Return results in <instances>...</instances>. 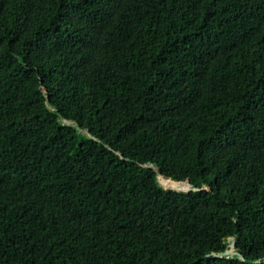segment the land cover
I'll return each mask as SVG.
<instances>
[{"label":"trees","instance_id":"trees-1","mask_svg":"<svg viewBox=\"0 0 264 264\" xmlns=\"http://www.w3.org/2000/svg\"><path fill=\"white\" fill-rule=\"evenodd\" d=\"M0 264H264V0H0Z\"/></svg>","mask_w":264,"mask_h":264},{"label":"water","instance_id":"water-1","mask_svg":"<svg viewBox=\"0 0 264 264\" xmlns=\"http://www.w3.org/2000/svg\"><path fill=\"white\" fill-rule=\"evenodd\" d=\"M158 181H159V185L162 187H166V188H170L174 191H178V192H189V191H193L194 188H192L191 184H189V182H181L178 183L176 181L170 180V179H163L160 174L157 172L156 173ZM163 182H166V184H163ZM169 183H174L177 184V187H170ZM213 257H225V258H233L235 259L236 257L240 258L241 260H244L243 257L236 251L235 249V240L234 237H229L228 238V244L226 246L225 251H223L222 253H218V254H213Z\"/></svg>","mask_w":264,"mask_h":264},{"label":"bare ground","instance_id":"bare-ground-1","mask_svg":"<svg viewBox=\"0 0 264 264\" xmlns=\"http://www.w3.org/2000/svg\"><path fill=\"white\" fill-rule=\"evenodd\" d=\"M163 184H166V183L163 182ZM170 187H177V184H171Z\"/></svg>","mask_w":264,"mask_h":264}]
</instances>
